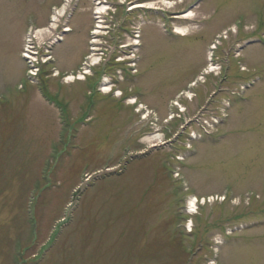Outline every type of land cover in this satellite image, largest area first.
I'll list each match as a JSON object with an SVG mask.
<instances>
[{"label":"rangeland","instance_id":"1","mask_svg":"<svg viewBox=\"0 0 264 264\" xmlns=\"http://www.w3.org/2000/svg\"><path fill=\"white\" fill-rule=\"evenodd\" d=\"M136 1L127 0V5ZM168 1L176 2L169 10L154 4L168 12L125 15L126 7L116 9L113 31L100 40L108 65L124 66L113 65L118 56L125 58L119 46L139 28L138 72L128 77L120 67L124 82L119 89H130L163 117L174 93L207 64V46L220 39L213 70L221 84L209 78L210 88L219 89L216 99L204 107L196 97L183 104L187 116L193 117L198 111L206 117L217 112L222 99H229L231 106L218 132L193 144L183 174L189 193L197 197H237L249 191L258 198L248 206L229 200L205 205L192 217L193 232L186 234L185 194L170 177L169 147L129 158L123 171L127 152L131 157L145 150L132 107L125 99L116 103L96 95L92 82L61 83L85 54L89 1L75 5L73 31L45 67L43 85L68 115L61 123L56 107L46 106L37 96V78L32 80L35 88L30 87L19 57L26 30L45 25L61 0H0V264H14L19 248L24 254L17 257L19 264H264V0ZM191 10L189 21L177 15ZM162 22L170 27L163 28ZM174 25L189 34H174ZM232 54L239 57L238 70ZM247 80L253 84L240 97L229 93ZM90 99L96 105L90 122L78 124L85 127L75 134L77 145L65 141L60 146L65 125L74 126ZM176 127L173 123L169 131ZM180 135L175 136L177 149L186 142ZM45 158H50V166L42 164ZM224 227L226 236L221 234Z\"/></svg>","mask_w":264,"mask_h":264},{"label":"bare ground","instance_id":"2","mask_svg":"<svg viewBox=\"0 0 264 264\" xmlns=\"http://www.w3.org/2000/svg\"><path fill=\"white\" fill-rule=\"evenodd\" d=\"M162 2H163V4H168V5H170V3H168V2H166V1H164V0H162ZM193 12H189V13H187L185 16H183V17H185V18H192L193 17ZM175 32L177 33V34H181V35H184V34H186L187 33V31L186 30H184V29H180V28H176L175 29ZM41 32H39L38 34H40ZM67 81H71V77H68L67 78ZM105 89L107 90L108 88L107 87H105ZM116 95L118 96L119 95V92L117 91L116 92Z\"/></svg>","mask_w":264,"mask_h":264}]
</instances>
